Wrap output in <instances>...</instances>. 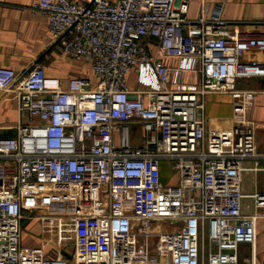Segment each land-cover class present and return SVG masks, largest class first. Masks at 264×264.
<instances>
[{"label":"built area","instance_id":"2783aa9c","mask_svg":"<svg viewBox=\"0 0 264 264\" xmlns=\"http://www.w3.org/2000/svg\"><path fill=\"white\" fill-rule=\"evenodd\" d=\"M187 3L30 4L46 19L60 52L89 63L97 81L90 86L71 77L61 88L41 64L19 76L0 66V91H12L17 110L36 120L0 137V264H21L22 200L47 184L85 185L91 210L68 212L71 257L55 255L38 264H254L240 261L238 251L239 244L253 242L255 222L264 218V189L251 194L253 212L244 213L241 173L264 171V151L249 122L206 131L205 95L232 90L239 78L264 76V61L242 59L244 52H264V21L259 32L248 34L228 28L218 6H201L187 19ZM148 38L156 43L152 57ZM169 59L195 61L186 71L196 76L187 78L189 86H167L171 74L183 69ZM145 63L159 87L128 90L126 74ZM134 121L145 132L136 146L129 142ZM246 159L254 165L243 166ZM162 160L177 172L174 185L159 184ZM103 183L130 192V213L116 217L105 210L96 189Z\"/></svg>","mask_w":264,"mask_h":264},{"label":"crops","instance_id":"0c3cea01","mask_svg":"<svg viewBox=\"0 0 264 264\" xmlns=\"http://www.w3.org/2000/svg\"><path fill=\"white\" fill-rule=\"evenodd\" d=\"M33 1L0 0V66L11 68L19 76L38 63L47 76L58 79L61 88L67 86L71 77H83L88 80L90 86H94L97 77L92 73L89 63L72 59L60 52L47 31L46 19L39 12L30 10ZM201 6L206 10L218 6L219 15L228 23V28L235 27L248 34L259 32L264 21V0H188L186 18L193 19ZM147 52L150 57L155 55L156 43L153 38H148ZM242 59L263 62L264 52L258 50L244 52ZM166 61L183 68L180 72L171 74L167 82L168 87L189 86L187 78L189 80L196 78L194 73L186 72L195 67L194 60ZM125 84L130 91L145 86L159 87L149 63L142 64L138 72H128ZM231 89L205 95L206 131L249 122L254 127L258 150L264 151V76L236 79ZM33 122L36 120H31L27 112L17 110L16 96L12 91H0V137L14 136L17 125ZM131 131H138L137 137L131 138ZM129 132V142L133 146L140 144L145 137V132L137 121L129 124ZM114 140L115 142L118 140L117 132L114 133ZM253 165L254 161L251 159L243 161L245 167ZM169 168L170 165L165 160L159 162V184L176 183L177 173L174 176L175 171L172 172L173 170ZM169 175L173 177L170 178ZM41 187L43 188V185ZM96 189L102 205L109 213L117 217L131 212L132 201L129 191L114 190L106 183L99 184ZM263 189L262 169L247 168L242 171L241 204L244 213L253 212L251 194ZM89 195V189L85 185L47 184L40 194L23 198L19 234L21 264H38L40 259L55 255L71 257L73 233L68 212H89L91 210ZM24 222L29 228L34 225L38 228L37 234H31L27 240H23ZM246 244L239 247L240 257L243 260L250 258L254 264H264V218L256 220L255 238L252 243Z\"/></svg>","mask_w":264,"mask_h":264},{"label":"rangeland","instance_id":"374dc122","mask_svg":"<svg viewBox=\"0 0 264 264\" xmlns=\"http://www.w3.org/2000/svg\"><path fill=\"white\" fill-rule=\"evenodd\" d=\"M130 133V132H129ZM139 132L138 131H136V132H132L131 131V135H130V137L132 138L133 136H135V137H137L136 135L138 134ZM131 140H133V139H131ZM130 140V141H131ZM168 164H169V162L168 161H166ZM170 165V164H169ZM170 169V168H169ZM171 171V170H170ZM172 172H174V171H172ZM177 172H175V173H173V175L174 174H176ZM170 176V178H172L173 176L172 175H169ZM175 176V175H174ZM38 228H37V225H34L33 227H31V228H29V227H27V225L25 224V222L23 223V226H22V233H23V240H27L29 237H30V235L32 234V235H36L37 234V230ZM247 245L246 243H241V244H239V247L241 246V245ZM239 252V251H238ZM240 256V255H239ZM241 258L242 257H240V261H241ZM70 264V263H69Z\"/></svg>","mask_w":264,"mask_h":264},{"label":"water","instance_id":"95a60500","mask_svg":"<svg viewBox=\"0 0 264 264\" xmlns=\"http://www.w3.org/2000/svg\"><path fill=\"white\" fill-rule=\"evenodd\" d=\"M67 255V254H66ZM68 256V255H67Z\"/></svg>","mask_w":264,"mask_h":264}]
</instances>
